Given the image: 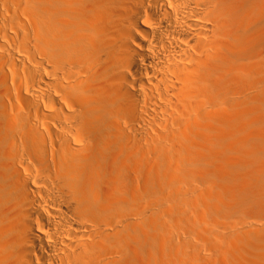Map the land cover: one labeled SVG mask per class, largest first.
<instances>
[{
    "label": "bare ground",
    "instance_id": "obj_1",
    "mask_svg": "<svg viewBox=\"0 0 264 264\" xmlns=\"http://www.w3.org/2000/svg\"><path fill=\"white\" fill-rule=\"evenodd\" d=\"M258 201L264 0H0V264H264Z\"/></svg>",
    "mask_w": 264,
    "mask_h": 264
},
{
    "label": "rangeland",
    "instance_id": "obj_2",
    "mask_svg": "<svg viewBox=\"0 0 264 264\" xmlns=\"http://www.w3.org/2000/svg\"><path fill=\"white\" fill-rule=\"evenodd\" d=\"M236 208L238 209V211H243L246 214V216L244 218L235 220L233 222V226L235 227V230L237 232L243 231L244 229H248L247 226L244 225L245 222H248L249 227L251 226L253 228L255 221L264 218V207L262 206L261 201H260V203H259V201L257 203H253L250 206H246V204L243 203L242 205H238ZM242 241H244V238H241V239L239 238L235 242L237 244H240ZM228 244H231V243H228ZM231 245H233V244H231ZM204 249H207V247L201 240H194V241H192V245H188V248L186 250H184V252H187L186 254H191L194 251L195 252L204 251ZM260 253L262 255L254 253L252 255V258L257 260L261 256L264 257V248H262V252H260ZM234 256H238V253L235 252Z\"/></svg>",
    "mask_w": 264,
    "mask_h": 264
}]
</instances>
